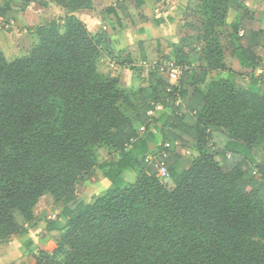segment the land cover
Masks as SVG:
<instances>
[{
  "label": "trees",
  "instance_id": "trees-1",
  "mask_svg": "<svg viewBox=\"0 0 264 264\" xmlns=\"http://www.w3.org/2000/svg\"><path fill=\"white\" fill-rule=\"evenodd\" d=\"M32 1L67 15L62 31L56 20L37 27L38 42L26 55L7 61L0 50V242L39 221L32 209L44 194L54 204L73 201L96 167L113 188L92 204L64 208L63 234L49 220L45 233L60 242L51 254L40 252L36 264H264V175L253 154L264 143V89L236 84L231 72L207 83L208 72L226 68L216 47L193 48L199 30L182 47L197 65L170 92L161 76H152L149 90H123L99 72V41L77 17L92 0ZM227 4L208 3L214 14ZM117 9L127 14L122 2ZM100 15L120 20L112 6ZM256 20L243 8L239 27L224 30L228 52L245 69L258 67L264 47ZM176 97L182 107L162 121L168 129L140 136L135 127L147 125V112ZM206 126L223 128L224 142L213 144ZM180 135L195 142L198 155L186 164L177 149H164L167 175L157 177L143 161L153 155L148 144ZM106 136L119 158L95 164L86 150ZM127 171L136 174L133 184L121 179Z\"/></svg>",
  "mask_w": 264,
  "mask_h": 264
},
{
  "label": "rangeland",
  "instance_id": "rangeland-1",
  "mask_svg": "<svg viewBox=\"0 0 264 264\" xmlns=\"http://www.w3.org/2000/svg\"><path fill=\"white\" fill-rule=\"evenodd\" d=\"M148 2L149 4L146 3L145 5L141 0H131V5L128 8L129 13L127 7H125L127 14L124 16L121 13V9H117L121 15L119 22L111 19V15L107 18H102L100 15L113 4L117 8L119 0H92L93 7L90 11L77 14V17L85 24L88 32L99 41L100 54L97 59V68L102 73V76H149L152 85V76L166 78L168 70L164 69L161 72L160 67L162 66L164 68H168V66L178 68L181 71L180 76H182L197 65L192 62V59H194L192 54L182 51V47L191 43V37H198L199 30L203 33V36L200 43L193 45V48L205 50L207 45L216 47L217 61L223 62L226 68L220 71L208 72L207 76H227L230 72L238 76H249L250 72L247 69L235 71V61L228 52L224 40L225 28L229 32H233V29L239 27V19L243 7L238 4L237 0H228L225 11H219L217 14L210 11V6L208 5L210 0H148ZM146 8H149L147 15L144 13ZM55 18H58L56 20L58 21V28L62 31L64 18L58 16ZM125 26L128 29L131 26L136 28L134 33H131L133 35H145L147 30L144 28L147 26L149 27L148 31L152 29L148 32V36L145 37V41L148 44V56L141 57L142 62H138L140 66L133 65L129 50H123L115 54L109 52L108 45H112V42L118 43V41L123 40L124 37L117 38L118 35H129V33L125 32L127 30H124ZM139 29L142 32H138ZM142 52H144L143 47L139 43V53L141 54ZM108 63H114V65L110 67ZM146 64L151 65L146 68ZM128 68L131 69L132 73L127 70ZM207 83L209 82L207 81ZM50 107L58 108L59 103L53 101ZM152 124L153 122L149 119L147 125L142 126V128L147 132L151 129ZM40 128L47 129V127ZM206 128L207 132L212 135L211 142L213 144L219 145L224 142L225 131L223 128L214 127V129H211L209 126H206ZM239 128L237 127V129ZM185 144L190 146V148L186 147ZM170 148L173 151L175 147ZM176 149L179 153L182 152L183 162L186 164L198 155L196 145H191L185 141H182ZM86 153L93 158L95 164L111 162L119 156L118 151L111 148V143L107 136L94 147H89ZM253 154L258 164H264L263 140L254 146ZM180 167L179 172L183 169L182 166ZM128 174L129 176H127ZM124 176L129 179L128 184L133 183L136 179V174L130 171H127ZM252 176L255 178L260 177L256 169H253ZM85 178L78 185L77 195L73 201L54 204L49 194H44L38 200V203L32 209V213L39 218V221L31 227H26L19 234L11 236L9 240L0 242V253H4L7 247L10 248L3 264H36L35 257L40 252L51 254L56 250L60 242V236L48 237L44 230L46 223L53 218L58 219L59 217V222L55 221L58 223L61 234H63L67 228V219L60 216L64 208L73 209L79 203L83 204L84 200L90 201L93 198L104 195L109 190L103 180L102 172L96 167ZM94 186H97V189L91 191ZM32 239L35 244L31 248H27L25 246L26 242ZM62 251L66 250L62 249ZM57 257L58 259L62 258L61 252L57 253Z\"/></svg>",
  "mask_w": 264,
  "mask_h": 264
},
{
  "label": "crops",
  "instance_id": "crops-1",
  "mask_svg": "<svg viewBox=\"0 0 264 264\" xmlns=\"http://www.w3.org/2000/svg\"><path fill=\"white\" fill-rule=\"evenodd\" d=\"M134 1V0H133ZM145 3H148V0H141ZM238 4L247 9L249 12L256 15L257 20L254 22V29L260 30L264 32V0H237ZM122 2L125 7H127V11L129 13V5H131V0H119V3ZM112 7L116 8V5H111ZM149 8L144 10L145 15H147ZM118 17L121 18L119 11L117 10ZM56 13V14H55ZM66 12L53 5L52 3H48L46 7H42L39 4L33 2L32 0H0V50L4 54L7 61H13L14 59L20 58L27 54L28 50L35 46L38 42L36 29L39 26L45 25L46 23L52 20H58L55 17L64 18ZM67 15V14H66ZM111 19H115L113 15L110 16ZM134 26H131L129 29L127 26L124 27L126 33L129 35H118L117 38L124 37L123 40L116 42H112V45H108L110 53H119L123 50H129L133 65H139L142 62L141 57L148 56L147 46L148 44L145 41V37L148 36V32L151 31L149 27H145L147 31L145 35H133L134 33ZM105 30V28H104ZM138 32H142L139 29ZM139 43L142 44L143 51L141 54L139 53ZM258 58H259V65L258 67H254L253 69H247L250 74L249 76H234V82L246 89L254 88L258 90L260 88L264 89V47H260L258 50ZM234 59V63L236 65V72L241 70H246L243 68L239 62ZM111 67L114 63H108ZM151 64H146V68H149ZM131 66V65H129ZM235 68V67H234ZM127 70L132 73L131 69L128 68ZM237 74V73H236ZM117 78L119 81V87L123 90H130L131 92H137L139 90H146L150 89L151 81L149 76H110ZM226 79L227 76H207V81L211 82L212 78L218 79ZM182 104L179 97H176L174 101H169L165 105L163 104H156L152 109L147 112V116L151 122H153L151 129L148 132H157L161 129L166 128L168 129V125H164L162 123L163 120L167 118L168 115H172L181 109ZM150 112V114H148ZM155 117V118H154ZM154 118V119H153ZM159 118H162L161 120ZM168 119V118H167ZM136 130L139 131L140 136H145L146 131L142 128V125L137 124L135 127ZM167 132V131H165ZM185 141L191 145H195V142L186 135H180V139L178 138H167L165 140H160L158 136L148 144V154H156L158 152L163 151L164 149H168L172 151L170 147H175L182 142ZM194 148V147H193ZM116 151V150H115ZM120 155V153L118 152ZM181 158L183 159V154L180 152ZM119 158V156H118ZM117 158V159H118ZM180 165H175V170L179 172ZM103 177V175H102ZM121 179L128 183L129 179L124 175L121 176ZM103 180L106 183L107 189H112V184L107 181L104 177ZM90 183V182H89ZM134 183V182H133ZM130 183V184H133ZM97 186L91 188V191H95ZM97 198V197H96ZM96 198L91 199L90 201H85V204H92ZM61 216V215H60ZM52 220H57L59 222V217L53 218ZM32 244L34 245L35 242L33 239L31 240ZM9 247L6 248L4 253H0V264H3L5 260V256L8 254ZM9 258V257H6ZM6 262V261H5ZM4 262V263H5Z\"/></svg>",
  "mask_w": 264,
  "mask_h": 264
},
{
  "label": "built area",
  "instance_id": "built-area-1",
  "mask_svg": "<svg viewBox=\"0 0 264 264\" xmlns=\"http://www.w3.org/2000/svg\"><path fill=\"white\" fill-rule=\"evenodd\" d=\"M241 32H239V35L241 36ZM164 69H167V75L166 79L168 81V87L166 89L167 92H170L172 90V87H176L179 83V80L182 76H180L181 71L178 70V68L169 67L164 68L163 66L160 67V71L163 72ZM150 114V112L148 113ZM180 115V114H179ZM165 153L161 152L160 156L157 157V155H146L143 158V161L145 164L152 166L155 169L156 175L159 178H163L167 175V168L164 163Z\"/></svg>",
  "mask_w": 264,
  "mask_h": 264
},
{
  "label": "water",
  "instance_id": "water-1",
  "mask_svg": "<svg viewBox=\"0 0 264 264\" xmlns=\"http://www.w3.org/2000/svg\"><path fill=\"white\" fill-rule=\"evenodd\" d=\"M233 1H234V0H233ZM258 166H259V168H260L262 174L264 175V164H259Z\"/></svg>",
  "mask_w": 264,
  "mask_h": 264
}]
</instances>
